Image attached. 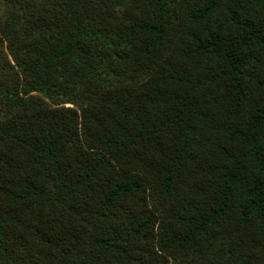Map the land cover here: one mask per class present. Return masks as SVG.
Here are the masks:
<instances>
[{
  "label": "trees",
  "instance_id": "obj_1",
  "mask_svg": "<svg viewBox=\"0 0 264 264\" xmlns=\"http://www.w3.org/2000/svg\"><path fill=\"white\" fill-rule=\"evenodd\" d=\"M0 264H264V0H0Z\"/></svg>",
  "mask_w": 264,
  "mask_h": 264
}]
</instances>
